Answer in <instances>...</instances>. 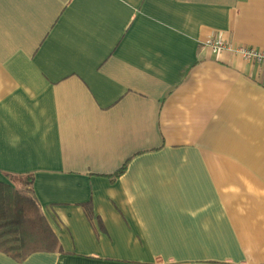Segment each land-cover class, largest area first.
Wrapping results in <instances>:
<instances>
[{"label":"crops","instance_id":"0c3cea01","mask_svg":"<svg viewBox=\"0 0 264 264\" xmlns=\"http://www.w3.org/2000/svg\"><path fill=\"white\" fill-rule=\"evenodd\" d=\"M219 34L264 49V0H0V182L63 250L0 264H264V64Z\"/></svg>","mask_w":264,"mask_h":264},{"label":"trees","instance_id":"16d2710c","mask_svg":"<svg viewBox=\"0 0 264 264\" xmlns=\"http://www.w3.org/2000/svg\"><path fill=\"white\" fill-rule=\"evenodd\" d=\"M124 169L125 166L109 176L111 180L118 178ZM6 176L14 184L20 180L22 185L27 186L34 180L33 174ZM84 207L91 218V204H84ZM0 251L18 262H23L32 253L39 251L63 252L59 238L35 197L5 182H0Z\"/></svg>","mask_w":264,"mask_h":264},{"label":"built area","instance_id":"2783aa9c","mask_svg":"<svg viewBox=\"0 0 264 264\" xmlns=\"http://www.w3.org/2000/svg\"><path fill=\"white\" fill-rule=\"evenodd\" d=\"M214 53L231 52L246 62L264 64V49L229 42L224 34H219L206 41Z\"/></svg>","mask_w":264,"mask_h":264}]
</instances>
